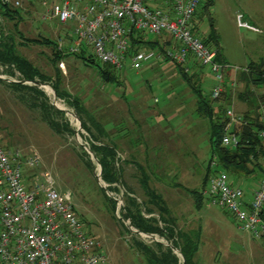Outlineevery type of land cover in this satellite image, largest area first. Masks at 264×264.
<instances>
[{
    "label": "rangeland",
    "instance_id": "1",
    "mask_svg": "<svg viewBox=\"0 0 264 264\" xmlns=\"http://www.w3.org/2000/svg\"><path fill=\"white\" fill-rule=\"evenodd\" d=\"M18 9L23 17L20 30L29 39L46 37L59 42L62 38L66 41L68 34H72L71 29L58 22L42 19L46 8L41 0H22V7ZM194 23L202 39L216 31L227 63L225 66L236 74L231 80L225 78V83L231 87L230 97L223 94L214 105L223 106L226 112L233 108L243 119L247 112L252 118L258 117L255 111L258 107L259 114L260 106L264 104V85H250L253 96L248 97L249 101L241 100L239 95L245 92L244 70L253 63L264 65V0H203ZM8 27L11 28V24ZM144 37L159 40L153 34L147 33ZM163 37L165 43H173L167 35ZM19 50L41 72L54 75L51 48L29 44L27 47L19 46ZM154 51L159 56L163 55L159 49ZM155 61L146 62L139 70L128 65L118 74L119 83L104 82L97 66L86 65L83 59L75 56L64 60V66L60 63L59 67L65 76L64 88L70 95L83 100L88 112L108 133L101 135V142L117 146L118 165L123 170L125 184L138 197L145 198L140 184L141 165L150 177L151 187L164 196L178 218L179 226L188 230L202 227L201 248L197 256L199 264H264V245L240 231L232 215L209 201L197 210L194 199L174 187L175 182H179L191 189H204V176L211 159L209 121L197 113V97L182 80L174 62L167 59L157 60L159 63ZM196 63L198 71L189 70L191 75L195 74L192 81L201 86L203 94L210 98L216 85L215 76L210 66ZM14 72L11 75L6 68L0 67V75L4 77L1 79L8 83H19L21 75L16 70ZM233 82L239 86L232 87ZM40 89L47 94L49 104L65 107L64 111L61 110L64 116L57 115L56 121L60 124L67 121L74 133H58L50 128L42 119L41 110L31 106L33 94L30 91L14 90L0 83L2 143L9 150L21 149L24 155L33 151L39 153L41 165L25 170L27 184L35 179L45 184L50 175L60 193L70 192L75 210L90 235L102 241V251L108 256V264H146L130 246L132 235L125 232L112 215L110 202L101 189L108 185L99 182L96 176L101 164L94 161L93 172L86 165L82 156V149L85 148L81 143L90 141V137L83 126L80 137H76L74 115L77 112L64 100L54 101L55 92L51 84ZM82 118L80 123L84 120L91 134L98 135L88 116L83 115ZM237 131L239 134L240 127ZM260 164L264 167V157L260 159ZM212 171L210 178L215 175L216 169L212 168ZM244 174L236 177L227 173L230 182L248 196L249 192L259 187L264 172L256 168L255 173ZM114 186L119 191L107 194L112 198H122L124 202L123 186ZM124 223L128 227L129 221ZM139 238L147 244L156 241L171 243L157 235H142ZM121 256L125 257V261Z\"/></svg>",
    "mask_w": 264,
    "mask_h": 264
},
{
    "label": "built area",
    "instance_id": "2",
    "mask_svg": "<svg viewBox=\"0 0 264 264\" xmlns=\"http://www.w3.org/2000/svg\"><path fill=\"white\" fill-rule=\"evenodd\" d=\"M41 1L46 8L43 20L56 21L72 30L66 41L62 38L58 42L63 53L85 50L117 74L128 65L139 70L152 59H169L189 72L190 63L196 61L210 66L215 76L211 98L218 100L225 92L229 67L218 62L217 50L206 45L194 31V19L203 0ZM3 2L22 7V0ZM135 33L156 35L162 45L166 42L163 36L167 35L173 43L164 47L162 56L152 49L132 54L130 38ZM0 78L4 77L0 75ZM231 85L239 86L236 82ZM226 114L223 145L234 149L240 144L237 128L246 122L233 108ZM259 117L264 123V104L260 106ZM74 120L75 133L80 137L81 124ZM259 135L264 139V130ZM90 142L94 143L91 137L90 141L81 143L88 152ZM41 163L37 151L24 155L21 149L9 150L0 138V264H108L102 241L90 235L75 210L70 192L60 193L50 175L45 184L37 179L27 184L25 170ZM204 193L210 204L234 217L240 231L255 240L264 239V177L252 198L235 187L225 172L213 175ZM114 199L116 213L121 218L124 202L122 198Z\"/></svg>",
    "mask_w": 264,
    "mask_h": 264
},
{
    "label": "trees",
    "instance_id": "3",
    "mask_svg": "<svg viewBox=\"0 0 264 264\" xmlns=\"http://www.w3.org/2000/svg\"><path fill=\"white\" fill-rule=\"evenodd\" d=\"M23 21L21 11L12 4H6L0 0V67L6 68L11 75L15 74V70L20 73L21 81L35 82L39 81L42 84H51L59 100H64L67 104L75 109L78 117L82 120L83 115H87L92 125L97 129L98 135L91 134V129L83 120L82 126L92 138L94 143L90 144V150L97 158L102 167L101 178L102 181L108 185L106 189L101 188L104 197L110 202V209L113 217L121 224L125 232L132 235L131 248L143 257L146 264H199L197 255L201 248V230L185 229L179 226L178 218L173 214L172 209L167 203L164 196L150 185V177L145 172L144 168L139 165L141 169L140 184L144 191L145 198L141 199L136 195L134 190L125 184L123 180V170L118 165V148L114 144H106L101 142V135L106 136L108 133L97 120L88 112L83 104V100L70 93L64 88L65 76L59 67L60 63L71 56L83 59L86 65L97 66L98 72L102 80L106 83L117 82L118 74L115 70L106 64H102L95 60L91 54L82 50L79 53H63L60 50L58 42L46 37H38L29 39L25 37L20 30V23ZM11 24V28L8 25ZM195 24V23H194ZM197 26L195 24L194 31L198 35ZM145 35L135 33L131 36V53H136L142 48L159 49L164 51L163 45L159 40H147ZM18 37L20 40L18 41ZM204 43L213 47L218 52L217 60L221 64H227L220 45V38L215 30L205 39ZM29 44L49 47L52 50V66L54 68V75H46L41 72L40 68L25 57L19 50V46L27 47ZM170 42L165 43L168 46ZM168 61H171L167 59ZM172 62V61H171ZM182 80L190 87L193 94L197 97V113L209 121V140L211 144V159L209 161L206 175L204 176L202 190L191 189L179 182H175L174 187L178 188L194 199L197 210H201L209 198L205 195V191L213 169H216L215 174L220 170L234 176L251 175L255 173L258 168L264 172V167L260 164V159L264 157V139L260 137L259 133L264 130V123L260 120L257 108L256 114L258 117L252 118L250 112L245 113V124L239 126L240 144L237 148L225 147L223 145V136L225 134V126L228 122L226 111L224 107L215 106L213 100L203 94L202 87L193 83L194 75H191L181 65L174 63ZM248 72L244 71L243 80L246 81L245 92L239 95L241 100L253 96V89L250 85H264V65L253 63L247 67ZM228 78V77H226ZM0 83L7 84L11 89L18 91H30L33 94L31 106L35 109H40L42 112V119L49 125L50 128L58 133L67 131L74 133L70 128L69 123L60 124L56 121V116H64V112L58 110L49 104L47 94L36 86H30L22 83L6 82L0 78ZM227 84L225 83V92L227 97ZM229 87V86H228ZM231 91V87H229ZM264 95V94H262ZM223 96V95H222ZM221 96V97H222ZM229 97V96H228ZM264 99V96H263ZM264 101V100H263ZM219 107L217 111L216 108ZM226 116V118H224ZM4 145V144H3ZM5 146V145H4ZM6 147V146H5ZM7 148V147H6ZM8 149V148H7ZM82 156L85 159L86 165L93 172L95 164L85 149H82ZM263 177V176H262ZM230 180V179H229ZM115 184L122 185L125 194L123 196L124 206L121 209V218L116 216L117 201L110 197L107 192H118L119 188ZM228 214L227 210L223 209ZM231 215V214H230ZM262 217L264 219V207L262 210ZM129 221L131 226L138 230L139 233L148 235H157L168 242H171L181 253L182 258L179 257L170 247L165 246L161 242H154L147 244L140 240L139 233L133 232L124 222ZM255 240V239H254ZM258 241V240H257ZM264 245V239L259 240Z\"/></svg>",
    "mask_w": 264,
    "mask_h": 264
},
{
    "label": "water",
    "instance_id": "4",
    "mask_svg": "<svg viewBox=\"0 0 264 264\" xmlns=\"http://www.w3.org/2000/svg\"><path fill=\"white\" fill-rule=\"evenodd\" d=\"M22 84H28V85H30V84H34L33 86H36V87H41V86H46V84H42L41 82H39V81H35V82H29V81H22L21 82ZM30 83V84H29ZM55 92V91H54ZM55 100L57 99V95H56V93H55ZM54 106L57 108V109H59V110H65V109H62V108H59L56 104H54ZM75 116V118L80 122V118L78 117V115L77 114H75L74 115ZM81 124V123H80ZM81 128H82V124H81ZM76 134V133H75ZM76 137L77 138H79L78 137V134H76ZM88 152V151H87ZM89 154H90V156H91V159H92V161L94 162V161H96L97 162V164H99L100 165V163H99V161L97 160V158L94 156V154L91 152V150L88 152ZM100 167H101V165H100ZM101 173H102V167L100 168V174H97L96 176H97V178H98V180H99V182H101L102 181V179H101ZM103 182V181H102ZM104 189H106V187H104ZM128 228L129 229H131L133 232H136V233H139L138 232V230H135L132 226H131V223L129 222V224H128ZM146 235H148V234H146ZM150 236H154V235H150ZM157 242H161V241H157ZM162 244H164V245H166V246H168V247H170L179 257H181L182 258V255H181V253H180V251L172 244V243H167V244H165V243H163V242H161ZM183 264H186L185 263V261L183 260Z\"/></svg>",
    "mask_w": 264,
    "mask_h": 264
},
{
    "label": "crops",
    "instance_id": "5",
    "mask_svg": "<svg viewBox=\"0 0 264 264\" xmlns=\"http://www.w3.org/2000/svg\"><path fill=\"white\" fill-rule=\"evenodd\" d=\"M69 35V34H68ZM144 48H145V46H144ZM143 49V48H142ZM69 58V57H68ZM67 59V58H66ZM66 59H64V60H66ZM63 60V61H64ZM62 61V62H63ZM155 62H157V63H159L157 60L155 61ZM189 67H190V70L192 69V71L193 72H195V71H198L197 69H198V64L196 63V61H192L191 63H190V65H189ZM236 74H234L232 71H227V73H226V77H228V79L229 80H231L234 76H235ZM230 89L228 88V91H227V96H229L230 97V95H231V91H229ZM229 97H227V98H229ZM110 135V134H109ZM126 135V134H125ZM124 135V136H125ZM253 192L254 191H252V192H249L247 195V197L248 198H252V195H253ZM252 238V237H251ZM253 239V238H252ZM245 244H246V242H245ZM246 245H248V243L246 244ZM256 245H258V244H256ZM198 256V255H197ZM121 257H123V258H121L122 259V261H125V257L124 256H121ZM197 259V258H196ZM199 263V262H198Z\"/></svg>",
    "mask_w": 264,
    "mask_h": 264
},
{
    "label": "bare ground",
    "instance_id": "6",
    "mask_svg": "<svg viewBox=\"0 0 264 264\" xmlns=\"http://www.w3.org/2000/svg\"><path fill=\"white\" fill-rule=\"evenodd\" d=\"M61 108L65 109V107H63V106Z\"/></svg>",
    "mask_w": 264,
    "mask_h": 264
}]
</instances>
